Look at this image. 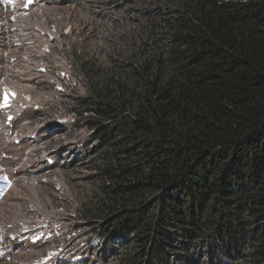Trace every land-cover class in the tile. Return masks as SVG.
I'll use <instances>...</instances> for the list:
<instances>
[{
    "label": "trees",
    "instance_id": "16d2710c",
    "mask_svg": "<svg viewBox=\"0 0 264 264\" xmlns=\"http://www.w3.org/2000/svg\"><path fill=\"white\" fill-rule=\"evenodd\" d=\"M80 1L111 24L68 54L93 254L264 264V0Z\"/></svg>",
    "mask_w": 264,
    "mask_h": 264
},
{
    "label": "rangeland",
    "instance_id": "374dc122",
    "mask_svg": "<svg viewBox=\"0 0 264 264\" xmlns=\"http://www.w3.org/2000/svg\"><path fill=\"white\" fill-rule=\"evenodd\" d=\"M109 26L80 0H0V264H117L77 213L95 138L68 112L72 45L97 56Z\"/></svg>",
    "mask_w": 264,
    "mask_h": 264
},
{
    "label": "snow or ice",
    "instance_id": "6c2138e0",
    "mask_svg": "<svg viewBox=\"0 0 264 264\" xmlns=\"http://www.w3.org/2000/svg\"><path fill=\"white\" fill-rule=\"evenodd\" d=\"M5 92H7V90H5Z\"/></svg>",
    "mask_w": 264,
    "mask_h": 264
}]
</instances>
